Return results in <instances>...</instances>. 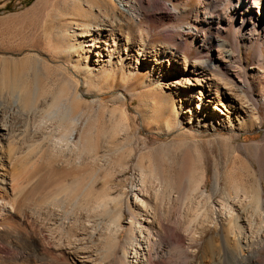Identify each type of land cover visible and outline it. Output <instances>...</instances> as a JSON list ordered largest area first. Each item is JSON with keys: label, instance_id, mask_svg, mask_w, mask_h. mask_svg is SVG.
Masks as SVG:
<instances>
[{"label": "rangeland", "instance_id": "obj_1", "mask_svg": "<svg viewBox=\"0 0 264 264\" xmlns=\"http://www.w3.org/2000/svg\"><path fill=\"white\" fill-rule=\"evenodd\" d=\"M107 1L118 16L127 11L121 3ZM71 2L0 0V105L10 106L6 89L15 85L25 94L24 109H37V119L18 122L19 137L25 138L4 146L9 201L20 206L16 215L10 206L6 211L14 214L16 223L33 226L43 224L40 216L53 202L59 224H75L73 231L80 238L85 234L81 225L116 224L122 236L114 262L107 259L108 236L104 243L96 234L84 238L102 253L106 264H119L132 222L130 212L138 211L137 194L146 205L138 203L140 207L157 208L160 220L183 237L182 249L171 241L158 249V243L163 264H232L234 256L241 257L242 264H264V227L259 232L255 226L264 212V22L240 31L233 5L228 13L223 4L220 16L229 23H219V33L207 24L200 26L203 6L209 11L212 0H140L141 4L129 0L133 8L127 15L132 21L123 17V23L111 29L121 51L115 48L110 58L108 54L98 58L97 48L89 52L90 38L78 37L77 29L84 31L89 15L80 21ZM256 2L263 5L262 0ZM199 33L217 36L224 47L207 48L201 54L195 37ZM126 41L141 51L140 57L135 52L123 54L121 43ZM209 52L216 62L230 64L217 74L221 82L225 80L220 74L226 81L233 78L237 87L244 84L246 103L255 109V115L247 118L252 128H240L239 123L230 128L189 124L177 103L173 115L165 107L163 99L170 93L166 85L174 83L156 62L174 55L194 64ZM225 52L238 54L234 64L228 63ZM142 54L153 61L144 60ZM232 72H239L236 78ZM175 82L182 87L183 74ZM64 104L70 115L79 117L71 139L81 148L73 152L61 145L53 148L64 130L47 118ZM38 125L42 129L35 131ZM63 125L66 130L71 127ZM32 135L34 144L28 141ZM242 220H247L252 233L235 228Z\"/></svg>", "mask_w": 264, "mask_h": 264}, {"label": "bare ground", "instance_id": "obj_2", "mask_svg": "<svg viewBox=\"0 0 264 264\" xmlns=\"http://www.w3.org/2000/svg\"><path fill=\"white\" fill-rule=\"evenodd\" d=\"M72 1V5H70V7H74L76 12L74 16L78 17L80 21H84L83 19L81 20V17H84V15H89V20H87L88 24L84 27V31L81 28L77 29L80 30L78 37L82 38L84 36L83 34H85V37L90 38L88 41V43H90L88 46L89 52L91 49L97 48L96 51L98 53V58L101 57L102 54H108V57L110 58L114 54L113 51H115V48H118L117 50L121 51L120 45L117 46L114 44V39L111 38V35H113L111 29L114 26L122 24L123 17L127 18L128 21H132L131 17H128L127 15L128 12L131 11L130 8H133V6H130L129 0H112L114 4L121 3L120 5L123 8H127V11L121 10L120 16L117 15L116 7L110 5L107 0H77L78 2H76V0ZM262 1L263 5L259 7L256 0H212V6L209 11L206 6H203L205 13H203L204 15L202 14L201 20L203 19V22L200 23V26L207 24L210 28H216L217 32H219V23L224 22V25L226 26L229 23L228 20L224 18L225 16H220V8L224 4L226 5L225 11L230 13L231 4L233 5L232 13L234 19L240 20L238 29L240 31L246 30L248 28L253 29L256 23L259 21L264 22V0ZM40 2H38V5ZM141 2L143 3V1ZM67 3L69 4L70 2ZM83 4H86L88 8L86 9ZM51 6L54 7L55 3H53ZM65 6H67V4ZM67 7H69V5ZM77 26L81 27L82 25L78 24ZM93 32L95 33L93 34ZM195 37L196 40L201 43V54H204L207 48L212 49L215 46L224 47V44L220 43V39L215 35L204 36V33H199ZM131 41L132 39H130V42ZM121 44H123L122 51L125 56H131L135 52L137 57H140L141 51L139 49L135 50L134 47L127 41ZM64 47V44L63 46L61 45L60 51L62 49L64 50ZM142 56L143 58L145 57L144 60H147L148 62L153 61L147 55L144 56L142 54ZM236 56H238V54ZM236 56L230 54L229 52H225V57L228 59V63L231 61L234 64V57L236 58ZM156 64L161 69H164L166 73H168L169 79H173V86L167 87L166 85V88L170 90V93H167V97L163 99L165 107L172 115L175 113L174 106L175 103H177L179 105V111L185 116L184 119L189 120V124H193L191 121H194L197 122L198 125L201 123L204 127L211 125L213 128L218 126L222 128H230L233 127L232 124L234 123H239L240 128H252L254 126V124L251 123L252 121L249 119L247 120V118L255 115V109L251 107L250 104L246 103V99L242 90L244 84L241 83L240 86L237 87L233 82V78H230V80L226 81L227 77L220 74V76L223 77L222 80H225L223 81L225 83H223L217 77V74L219 75V71L223 72L227 70L230 67V64L216 62L215 58L212 56V54H210V52L207 56H202L201 58L197 59L194 64H190L187 61V58L175 57L174 55L166 59H161L157 61ZM238 73L239 72H232L231 76H235L236 78ZM180 74H183L184 85L182 87L180 85L178 87V83L175 82ZM6 91L11 100V104L5 109L1 106L2 104L0 105V211L2 212L0 214V217L2 216L0 218V264H106V258L102 255V253L94 249V245L91 241L88 243L85 239L88 237V235L93 236L94 234L100 238H98L100 243H104V236L109 237H106L107 239H110V241L106 240L110 242V248H108L109 254L106 253L108 255V257H106L108 260L114 262L116 256L118 255L120 238L122 236V229L116 224L115 227H113L114 224H110L107 228H104L100 224L81 225L79 227L83 228L82 230L85 234H83L82 238H80L81 235H79V233H74L73 231L74 227L76 228V226H74L75 224H59L60 216L54 210L56 209V204L53 202L48 205L47 211H43L44 214L42 213L40 216L43 224L26 226L24 224L16 223L17 220L13 216L14 214L16 215L19 213L20 206L17 203L11 204L9 201L8 185L10 183L8 174L4 172V170L7 169L6 163L8 164V162L5 159L3 150H5L4 146L6 147V143L22 140V134L20 139V133H18L20 131H18V129H20L18 128V122H21L22 120L23 123L25 121H33L34 119H37V109H35L33 106L28 110L24 109L25 94L21 92L19 87L11 85L7 87ZM173 98L175 99V102ZM34 99L37 101L36 97H34ZM194 102L197 103V105H195ZM47 118L50 120V122H58L61 129L64 130V133L61 130V134H63L61 136L59 135L58 140L54 141L53 148L61 145L63 146V149L66 147L65 150H67V152H73L74 150H79V148H81L80 145L74 144L71 139L74 129L78 124L79 117L70 115V110L66 104L62 105L61 109L51 112ZM45 121L46 120H44V122ZM40 123L42 124V121ZM66 123L71 125L69 130L64 128L63 124ZM27 128L28 126L26 129ZM37 128L38 129L35 131H40L42 129L41 126ZM23 138H25V136ZM28 141L31 143L34 142L33 135L32 141ZM50 141L52 143L53 140ZM50 151L53 152L54 149ZM53 153L55 154V152ZM52 156L54 155L52 154ZM144 178L141 182L142 188H139L140 194L142 195L146 192ZM17 190L19 191L18 188ZM135 197V206L137 207L138 211L130 212L132 216V222H130L131 224L126 230L127 238L122 251V259L119 264H163L161 261V256H159L158 253L161 250L158 251V249L164 248L166 245L168 246L170 241L177 245L178 248L182 249L183 237L178 234L179 232L177 233L176 229L169 227V225L163 223L160 220V214L158 213L159 211L157 208H154L153 210L151 209L152 211L144 210V208H146L144 201L140 200L139 195L137 194H135ZM257 202L260 203L259 198L257 199ZM138 203H141L144 208L140 207ZM7 206H10V211L14 212L13 215L10 214V211H6ZM4 212H7V214L5 213L6 215H3ZM259 217V225H252H255L256 227L258 226L257 229L259 232H261L260 229H263L264 227V212L261 213ZM227 218L228 219L226 220L229 221L228 230L230 232V211L228 212ZM244 218H246V216ZM246 221L242 220L243 224L235 228H239L238 230L241 232L246 231V229L250 228L248 224L246 225ZM79 232L81 233L80 229ZM250 232L252 233V230ZM166 235H168L167 240ZM159 238L161 239V242L158 241ZM158 243L159 247L157 246ZM207 243V246L211 247L212 242L209 241ZM104 245L106 246L107 244ZM105 246H103V248ZM263 248L264 245L261 249ZM246 252L248 253V251ZM241 253H243V251ZM240 258L238 256H234L232 258V264H242V261L240 262ZM244 260L247 261V258Z\"/></svg>", "mask_w": 264, "mask_h": 264}]
</instances>
